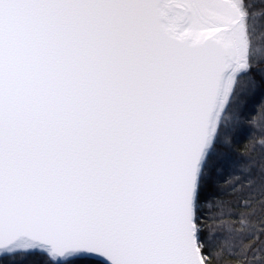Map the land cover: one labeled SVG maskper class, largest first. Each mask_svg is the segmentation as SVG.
Here are the masks:
<instances>
[{
    "label": "snow or ice",
    "instance_id": "1",
    "mask_svg": "<svg viewBox=\"0 0 264 264\" xmlns=\"http://www.w3.org/2000/svg\"><path fill=\"white\" fill-rule=\"evenodd\" d=\"M258 20L264 0H0V264H264V157L218 150L238 82L264 87Z\"/></svg>",
    "mask_w": 264,
    "mask_h": 264
},
{
    "label": "trees",
    "instance_id": "2",
    "mask_svg": "<svg viewBox=\"0 0 264 264\" xmlns=\"http://www.w3.org/2000/svg\"><path fill=\"white\" fill-rule=\"evenodd\" d=\"M258 23L264 21L258 20ZM237 103L239 111L230 130L231 144L229 148H219V151H228L233 159L250 160L253 163L264 157L261 141L264 140V87L252 88L246 79H241L237 84ZM228 114V113H226ZM221 187H226L227 173L218 177ZM231 200V197H224ZM40 257L30 255L24 259L16 258L15 261L5 260L3 264H39ZM213 264L216 261L213 260Z\"/></svg>",
    "mask_w": 264,
    "mask_h": 264
}]
</instances>
